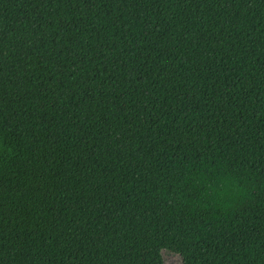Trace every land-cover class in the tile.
Returning a JSON list of instances; mask_svg holds the SVG:
<instances>
[{
  "label": "trees",
  "instance_id": "16d2710c",
  "mask_svg": "<svg viewBox=\"0 0 264 264\" xmlns=\"http://www.w3.org/2000/svg\"><path fill=\"white\" fill-rule=\"evenodd\" d=\"M136 252L264 264V0H0V264Z\"/></svg>",
  "mask_w": 264,
  "mask_h": 264
},
{
  "label": "rangeland",
  "instance_id": "374dc122",
  "mask_svg": "<svg viewBox=\"0 0 264 264\" xmlns=\"http://www.w3.org/2000/svg\"><path fill=\"white\" fill-rule=\"evenodd\" d=\"M144 256L145 254L141 252L132 253L131 263L132 264H144L143 263ZM165 260L167 264H180V260L178 257H175L168 253L165 254Z\"/></svg>",
  "mask_w": 264,
  "mask_h": 264
},
{
  "label": "clouds",
  "instance_id": "9594fccd",
  "mask_svg": "<svg viewBox=\"0 0 264 264\" xmlns=\"http://www.w3.org/2000/svg\"><path fill=\"white\" fill-rule=\"evenodd\" d=\"M238 195L243 197L244 195H246V192L244 191L243 188H241L239 191H238Z\"/></svg>",
  "mask_w": 264,
  "mask_h": 264
}]
</instances>
